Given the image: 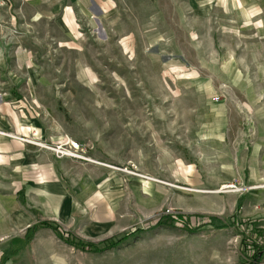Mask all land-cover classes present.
<instances>
[{
  "label": "rangeland",
  "instance_id": "obj_1",
  "mask_svg": "<svg viewBox=\"0 0 264 264\" xmlns=\"http://www.w3.org/2000/svg\"><path fill=\"white\" fill-rule=\"evenodd\" d=\"M224 1L86 0L75 39L52 23L49 49L38 38L12 56L34 82L18 92L38 121L23 138L52 148L33 171L51 204L13 264L248 262L242 237L264 229V0ZM218 114H231V141H200ZM66 140L88 160L57 157ZM42 222L98 248L122 242L81 250Z\"/></svg>",
  "mask_w": 264,
  "mask_h": 264
},
{
  "label": "crops",
  "instance_id": "obj_2",
  "mask_svg": "<svg viewBox=\"0 0 264 264\" xmlns=\"http://www.w3.org/2000/svg\"><path fill=\"white\" fill-rule=\"evenodd\" d=\"M229 1V8L239 9L236 0ZM8 2L10 7L7 5L0 10V56H8L0 62V264H13L17 253L29 243L22 245L23 239L17 240L19 233L34 226L36 209H47L52 201V186L45 184L48 181L36 185L33 175L35 165H41L43 171L49 169V150L20 141L23 137L29 139L30 132L33 133L34 126L38 125L37 113L31 112L29 104H23L18 96L20 90L33 86L28 73L32 68L27 61L12 62V56L34 52L38 38H42L44 48L49 49L52 23L58 25L66 39L72 40L75 39L78 22L89 19L86 0ZM18 101L20 103L16 104ZM18 108L22 110L19 112ZM208 120L199 130L202 134L200 141L217 142L220 146L226 140L231 141V114H218L213 118L215 121ZM57 195L59 193L54 195L55 201ZM16 242L21 243L17 248Z\"/></svg>",
  "mask_w": 264,
  "mask_h": 264
},
{
  "label": "trees",
  "instance_id": "obj_3",
  "mask_svg": "<svg viewBox=\"0 0 264 264\" xmlns=\"http://www.w3.org/2000/svg\"><path fill=\"white\" fill-rule=\"evenodd\" d=\"M238 204L237 207L239 206ZM41 225L47 229L52 230L56 234V236L60 240H62L65 244L71 247L79 248L81 250L100 253L102 250L111 249L113 247L118 246L122 242V240H119L117 242L105 240L100 243V245H104V248H98V244L83 242L72 238H68V239L63 238L60 229L58 228L57 225L53 223L43 222L41 223ZM223 227L225 226L224 225L220 226V228ZM36 228L37 225L28 228V231L26 233V239L24 240L22 245H26L31 240L32 235L35 232ZM242 238H243L242 244H243L244 255L248 261L243 264H259L264 256V229L256 228L255 225L252 224V226L250 227L249 236L244 235Z\"/></svg>",
  "mask_w": 264,
  "mask_h": 264
},
{
  "label": "built area",
  "instance_id": "obj_4",
  "mask_svg": "<svg viewBox=\"0 0 264 264\" xmlns=\"http://www.w3.org/2000/svg\"><path fill=\"white\" fill-rule=\"evenodd\" d=\"M7 5H9L8 0H0V10ZM212 101L215 103H220L221 96L219 95V96L213 97ZM18 103H20V101H18L16 104ZM18 110L20 112L22 109L18 108ZM20 141L34 144L32 140H28L26 138L20 139ZM42 146L46 150H52L50 146H47V145H42ZM53 150L55 152V155L59 158L65 157V158H71V159H77V160H83V161L88 160L87 157H85V148L81 146L80 144H78L77 142H73V141L67 142L66 140L63 144L59 145L58 147H56V149H53ZM235 188L236 187L233 184L226 186V189H235Z\"/></svg>",
  "mask_w": 264,
  "mask_h": 264
}]
</instances>
